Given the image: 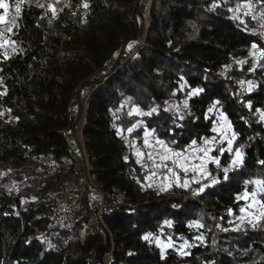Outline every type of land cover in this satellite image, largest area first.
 Instances as JSON below:
<instances>
[{"label":"trees","instance_id":"16d2710c","mask_svg":"<svg viewBox=\"0 0 264 264\" xmlns=\"http://www.w3.org/2000/svg\"><path fill=\"white\" fill-rule=\"evenodd\" d=\"M72 2L59 20L46 5L22 7L15 47L0 59V167L27 155L66 160L64 135L90 92L89 164L104 192H125L104 216L114 243L108 264H264V218L230 227L253 182L264 185V61L244 54L252 43L264 51V37L240 24L227 0H152L146 32L142 0ZM218 114L230 123L239 163L221 143L205 177L151 182L166 171L140 164L129 142L145 150L153 134L182 153L218 140ZM59 237L44 205L0 182V264H93L111 249L96 234L72 246ZM167 241H185L186 252L162 250Z\"/></svg>","mask_w":264,"mask_h":264},{"label":"built area","instance_id":"2783aa9c","mask_svg":"<svg viewBox=\"0 0 264 264\" xmlns=\"http://www.w3.org/2000/svg\"><path fill=\"white\" fill-rule=\"evenodd\" d=\"M227 1L240 24L264 37V0ZM2 2L7 8L0 9V16H3V11L5 12V21L0 23V40L6 43L4 51L10 53L15 47L13 36L19 27L23 5L38 6L29 0H2ZM50 2L52 4L50 13L54 20H59L66 10L73 7L72 0ZM142 2L146 30L152 0H142ZM17 7L20 9L19 12L16 11ZM244 54L246 57H256L264 61V51L254 43L244 48ZM241 83L246 90H252L251 81ZM90 94V92L85 94L75 122L70 131L64 135L66 160L58 164L50 153L38 156L27 155L17 166L18 172L1 170L0 182L19 197L44 205L47 209L48 221L59 232V238L68 245H83L92 234L108 241L110 251L103 254L101 261L93 262V264H108L114 243L104 216L124 204L125 192H104L96 180L95 171L89 164L83 133L86 126V105ZM262 114L264 110L261 111L259 119L264 127ZM151 137L156 139L153 134ZM196 145L194 141L186 146L183 155L189 156ZM19 220L22 221L21 218ZM38 233L37 229L33 230L34 237L39 238Z\"/></svg>","mask_w":264,"mask_h":264},{"label":"rangeland","instance_id":"374dc122","mask_svg":"<svg viewBox=\"0 0 264 264\" xmlns=\"http://www.w3.org/2000/svg\"><path fill=\"white\" fill-rule=\"evenodd\" d=\"M50 1L54 2L59 0H29V2L37 5L38 7L46 5L45 7H47L49 13L50 7H52ZM0 9L4 10V8ZM70 9H73V7ZM4 13L5 12L3 11L2 17H4V20L3 22H0L1 24L5 21ZM50 15L54 20L51 13ZM9 54L10 53L2 50L0 52V59L7 58ZM232 60L238 62L241 59L240 57L235 56L232 57ZM132 111L136 113L137 109H133ZM140 124L141 123L138 122L135 127H138ZM213 132L214 137L219 140H212L211 143L205 142L201 144V146L193 148L189 156H184L183 153H178L174 150H171L169 147L165 146L161 142H158L157 139L152 137L146 138V140H144L145 150L139 148L136 145L135 140L130 141L129 146L137 155L140 164L144 166L156 165V167H160L166 171L163 172L164 175H162V178L150 180L158 187L166 188L169 186L173 177V180H176V177H178L177 173L179 172L186 175H195L200 178L205 177L207 175V165L213 163L214 161L216 163L217 161L211 157V152L217 145H220L221 143H225L226 151L233 154V159L231 162L232 166L239 163L240 156H237L238 152L232 150L233 140L231 127L229 126L227 119L220 114L216 115L214 118ZM129 133L130 130L126 131V134ZM204 153H206L204 156L205 158L202 157ZM13 166L14 165H3L0 167V169L2 171L18 172V168ZM16 177H18V175ZM253 186L254 190L252 193H245L242 196V200H244L246 204L243 207L241 215L237 219H234L230 222V227L239 228L243 225H253L259 219L264 218V185L260 181H254ZM160 246L162 250L174 248L176 251L183 254L186 252L188 244L185 241H178L174 243L167 241L162 242Z\"/></svg>","mask_w":264,"mask_h":264},{"label":"snow or ice","instance_id":"6c2138e0","mask_svg":"<svg viewBox=\"0 0 264 264\" xmlns=\"http://www.w3.org/2000/svg\"><path fill=\"white\" fill-rule=\"evenodd\" d=\"M86 6H87V5H85V7H86ZM0 8H7V5L4 4V3L2 2V0H0ZM16 11H17V12L20 11L19 7L16 8ZM3 20H4V17L0 16V22H3ZM262 119H264V114H262ZM237 156H239V153H237ZM241 211H243V209H242ZM145 239H147V237H145Z\"/></svg>","mask_w":264,"mask_h":264},{"label":"crops","instance_id":"0c3cea01","mask_svg":"<svg viewBox=\"0 0 264 264\" xmlns=\"http://www.w3.org/2000/svg\"><path fill=\"white\" fill-rule=\"evenodd\" d=\"M4 92H5V89L2 87V86H0V94L2 95V94H4ZM221 116H223V115H221ZM224 117V116H223ZM227 122H228V124H229V126H230V123H229V121L227 120ZM147 135H148V132L146 133ZM150 137V136H149ZM212 140L213 141H215V138H212L211 140H209V142H207V143H211L212 142ZM219 140V139H218ZM217 140V141H218ZM159 142V141H158ZM206 155V153H204L203 155H202V157L203 158H205L204 156ZM185 156V155H184ZM213 163H215V161L213 162Z\"/></svg>","mask_w":264,"mask_h":264},{"label":"water","instance_id":"95a60500","mask_svg":"<svg viewBox=\"0 0 264 264\" xmlns=\"http://www.w3.org/2000/svg\"><path fill=\"white\" fill-rule=\"evenodd\" d=\"M147 31V29L145 30V32ZM145 38H146V33H145V35H144V37L142 38V41H141V43H140V45L144 42V40H145ZM137 50V49H136ZM126 63V61L124 62V64ZM123 66V65H122Z\"/></svg>","mask_w":264,"mask_h":264}]
</instances>
